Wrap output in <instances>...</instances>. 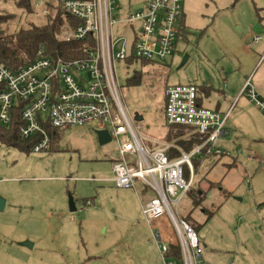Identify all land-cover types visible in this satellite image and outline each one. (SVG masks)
Segmentation results:
<instances>
[{
    "label": "rangeland",
    "instance_id": "374dc122",
    "mask_svg": "<svg viewBox=\"0 0 264 264\" xmlns=\"http://www.w3.org/2000/svg\"><path fill=\"white\" fill-rule=\"evenodd\" d=\"M3 1L0 14L6 15L0 38L8 42L19 27L52 22L47 14L52 8L49 0L38 6L31 0L30 15L13 0ZM145 1L114 0L118 9L112 17L136 12ZM182 1L185 19L178 27L171 58L142 67L114 63L122 105L131 117L136 113L142 117L135 122L140 127L138 137L145 146H153L150 149L155 148L152 141L179 134L164 125V88L208 84L216 94L225 84L235 85L244 74L239 62L248 63L241 45L247 35L237 29V21L252 19L264 35L260 22L264 0ZM69 28L63 25L59 39ZM135 72L137 85L130 80ZM249 83L264 103L258 92L264 87H258L256 78ZM254 107L243 95L227 117L228 136L219 139L217 147L229 155L202 153L191 158L195 176L178 215L197 228L203 260L211 264H264V113ZM241 108L243 114L238 116ZM56 136L46 153H25L0 144V194L9 198L0 212V264L9 257L17 259L15 264H162L135 189H119L111 183L116 144L101 146L88 128L59 130ZM184 172L188 177L186 166ZM139 187L135 183L137 193ZM149 197L148 192L140 201ZM69 198L75 201V211L70 210ZM52 206L47 214L45 210ZM22 237L28 240L22 242ZM33 240L38 244L35 248H18L19 243ZM173 261L179 264L176 258Z\"/></svg>",
    "mask_w": 264,
    "mask_h": 264
},
{
    "label": "built area",
    "instance_id": "2783aa9c",
    "mask_svg": "<svg viewBox=\"0 0 264 264\" xmlns=\"http://www.w3.org/2000/svg\"><path fill=\"white\" fill-rule=\"evenodd\" d=\"M32 1L38 6L48 0ZM57 4L77 22L64 40L83 43L82 56L62 59L39 55L17 70L0 64V125L8 127L17 116L20 137L36 139L31 149L34 153L51 151L59 130H106L116 144L111 166L115 186L130 190L138 182L153 194L141 213L153 230L161 263L176 264V258L179 264H211L203 260L195 229L178 213L180 201L194 180L191 158L202 153L229 155L217 147L219 139L228 134V114L201 107L194 85L166 86L164 125L179 131L174 140L191 144V149L163 141L160 149L148 150L138 137L140 128L122 105L114 65L130 58L151 64L171 58L183 1L146 0L140 10L119 19L112 17L118 9L114 0H57ZM259 61L264 62V53ZM242 93L264 113V103L248 83ZM170 153L177 154L171 158ZM162 219L169 235L162 233L161 226L154 227Z\"/></svg>",
    "mask_w": 264,
    "mask_h": 264
},
{
    "label": "trees",
    "instance_id": "16d2710c",
    "mask_svg": "<svg viewBox=\"0 0 264 264\" xmlns=\"http://www.w3.org/2000/svg\"><path fill=\"white\" fill-rule=\"evenodd\" d=\"M3 1V0H1ZM12 1V0H11ZM14 5L19 9H22L25 14H32V6L30 5V0H13ZM4 2V1H3ZM7 2V1H5ZM50 8L48 18L52 19L50 25L37 27L32 25L31 27L18 28L16 34L9 35L11 40L8 42L4 38H0V64H3L11 70H17L20 66H23L38 57L43 55L45 57L51 58H62V59H76L82 56L83 43H76L74 41H67L59 39V34L61 33L63 25L69 24L70 28H74L77 22L71 17L67 16L57 4V0H49L47 2ZM6 14H0V28ZM52 15H55L54 17ZM3 34L0 30V35ZM7 38V37H5ZM128 64H140L142 66H151V64L145 61L139 62L133 59L127 60ZM135 72L130 80H132L133 85L140 83V80L136 78ZM163 110V109H162ZM171 134H169L170 137ZM179 134H175L172 138H176ZM181 135V134H180ZM58 137H55V140ZM36 139L25 140L19 135V119L17 116L13 118L12 123L8 127H2L0 125V144L6 145L22 151L25 153L31 152V149L35 145ZM181 145L185 147L186 150L191 148V145L181 142ZM197 233V228L193 227ZM175 250L176 248L171 247ZM177 251V250H175Z\"/></svg>",
    "mask_w": 264,
    "mask_h": 264
},
{
    "label": "crops",
    "instance_id": "0c3cea01",
    "mask_svg": "<svg viewBox=\"0 0 264 264\" xmlns=\"http://www.w3.org/2000/svg\"><path fill=\"white\" fill-rule=\"evenodd\" d=\"M262 10H263V14H264V8ZM256 11L258 13L259 11H261V9H256ZM181 17L182 18L180 20V24L179 25H181L182 23L184 24L185 17L183 16V12H182ZM237 22H238V25H239V27L237 26V29L239 31H243L247 35V37H245L244 40H242L241 45L243 46V49L245 50L248 63H246L245 66H243L241 64V62L238 61L239 64H240L239 71L241 69L244 72L245 75L243 74V75H240L239 78L237 77V79H239V80H238V82H236L235 85H233L231 83H229V85L228 84H225L223 86V88H222V91L221 90L220 91H217L216 94L214 93L215 90L211 86H209L208 84H205V85H203L201 87L200 86H197V85H194L196 87V90H197V93H198V103H199V105L201 107L207 108V109H211V110H213V111H215V112H217L219 114H221L223 111H225L224 114H229L228 116H230V114H232L234 112L235 107L240 102L241 97L243 95H246L245 93H242V89L244 88V86L247 83L250 85L249 82H251L253 80V78H256V81H259L258 87H264V62H260L259 61L260 58H261V56L264 53V35L261 34L262 31H259L258 30L256 22L253 21L252 19L244 18L242 21L241 20H238ZM260 22L264 23V18H261L260 19ZM249 38H250V40H249ZM255 38H258V40H255ZM260 69L262 71L260 72V74L258 76V74H256V73ZM254 71H255V73L252 76L253 78L247 76V73H249V72L253 73ZM251 73L249 75H251ZM256 76H258V78ZM243 78L245 79L244 81H243ZM250 87H252V85H250ZM258 92L260 94V97L261 98H264V90L263 91H260L258 89ZM249 102L251 104L253 103L250 100H249ZM163 103H164V101H163ZM232 106H234V109H233ZM222 107L227 108V109L226 110H223ZM254 108H256L257 110H259L256 106ZM163 112H164V110H163ZM242 114H243V109L241 108L239 110V112H238V116H240ZM130 118H131L132 122L134 123V125H137L135 122H138V121L135 120V116H133V117L130 116ZM227 136H228V134H227ZM90 138L93 140V137L92 136ZM171 139L179 147H181L184 150H186L185 147H183L181 145V142H184V141L177 142V140H174L173 138H169V135H168V138H165V139H163V140H161L159 142L152 141L153 145L155 146V148H153V149H150L153 146H150V148L147 147V146H145L143 144V142H142L141 139H140V142H142L143 146L146 149H148V150H156V149H160V147H161L160 142H163V141H171ZM56 140H55V142H56ZM186 144H189V143H186ZM189 145H191V144H189ZM189 150H186V151H189ZM115 151H116V148H115ZM176 154L177 153H170L169 156L172 158V157H175ZM115 159H116V156L115 157L114 156L113 157L111 156V162L112 163H113V160H115ZM111 166H112V164H111ZM110 172L112 174V170ZM113 177H114V174H112V177L110 178L111 183H113ZM138 184L140 185V187H139L140 190H139V193H137V190L135 188V193H136L137 196H139V204H140V210H141L142 207L145 205V203H147V201L153 196V194L147 188H144L141 185V183H138ZM113 185H115V184L113 183ZM148 192L150 194V197L145 202L140 201V196L145 197ZM0 197L6 198V199H4L5 200V204L4 205L6 206V203L9 202V198L7 196H4L3 194H0ZM46 200L51 202V200L49 198H46ZM55 203L57 205H59L61 208H64V209L66 208V206H64L62 204V201H58V200L55 199ZM86 203H87V205L90 204L89 202H86ZM73 205L75 206V201L74 200H73ZM52 208H53V206L51 208L46 209L45 212L47 214L52 213V210H53ZM69 212H70V210H69ZM141 215H142V213H141ZM58 220H59V218L56 219V222L57 223H59ZM145 223H146V225H147V227L149 229V233H150L151 238H152V241H153V235H152L153 230L150 228V226H149V224L147 222H145ZM157 225H159V226L162 227V231H163L162 233L168 234V229L165 228V226L167 225V223H166V221L164 219H162V221L159 222L158 224L154 225V227L157 228ZM24 240H28V237H22V240H20V241L24 242ZM25 242H29V241H25ZM31 244H32V247L29 248V249L35 248L36 245H38L35 240H33V243H31ZM19 246L20 247H18V248L21 249V246H24V245H22V244L19 243ZM155 246H156V249L159 252L160 250H159L158 246L156 244H155ZM16 260L17 259H12L11 257H9V258H7V260H3V261L5 262L4 264H15V261Z\"/></svg>",
    "mask_w": 264,
    "mask_h": 264
},
{
    "label": "water",
    "instance_id": "95a60500",
    "mask_svg": "<svg viewBox=\"0 0 264 264\" xmlns=\"http://www.w3.org/2000/svg\"><path fill=\"white\" fill-rule=\"evenodd\" d=\"M135 116V120L136 121H142V117L139 116L137 113L134 115ZM95 136H96V140L97 143H99L101 146L107 145L109 143H111V138L109 133L106 130H97L94 132ZM4 204H5V200L0 197V212H2L4 210ZM70 206V210L71 211H75V206L73 205V200L72 198H69V204ZM24 246H26L27 248H31L32 244L30 242H25L23 243Z\"/></svg>",
    "mask_w": 264,
    "mask_h": 264
}]
</instances>
